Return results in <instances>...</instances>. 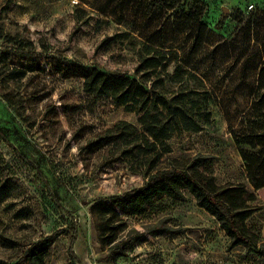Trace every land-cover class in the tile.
I'll list each match as a JSON object with an SVG mask.
<instances>
[{
    "label": "rangeland",
    "instance_id": "obj_1",
    "mask_svg": "<svg viewBox=\"0 0 264 264\" xmlns=\"http://www.w3.org/2000/svg\"><path fill=\"white\" fill-rule=\"evenodd\" d=\"M183 1L0 0V264L17 262L29 244L58 232L44 264L70 262L71 247L82 264H264L258 195L239 201L256 209L240 225L255 249L232 247L189 193L126 217L129 228L117 239L138 232L146 241L122 258H108L102 219L91 214L95 201L146 182L124 162H111L108 148L86 150L120 122L138 127L139 117L87 95L83 79L63 77L58 67L134 75L139 45L160 28L180 58L170 73L178 66L188 72L185 82L206 93L211 117L199 132L174 136L156 170L186 169L215 190L255 193L250 164L264 159V0H185L192 17L181 11ZM201 30L203 45L192 55ZM18 72L26 76L11 80ZM156 229L168 233L150 234Z\"/></svg>",
    "mask_w": 264,
    "mask_h": 264
},
{
    "label": "trees",
    "instance_id": "obj_2",
    "mask_svg": "<svg viewBox=\"0 0 264 264\" xmlns=\"http://www.w3.org/2000/svg\"><path fill=\"white\" fill-rule=\"evenodd\" d=\"M179 7L186 16L195 15L186 7L185 0L179 2ZM205 36V31H199L190 52L192 55L199 52ZM9 41L12 42V38ZM135 55L134 75L122 71L107 73L98 68L72 69L63 64L58 67L63 77L78 76L83 79L87 95L111 99L116 107L124 108L139 117L138 127L120 122L114 128L97 134L86 147L91 154L108 148L111 162H124L132 173L146 177L141 187L107 200H97L90 206L93 217L102 219L103 239L107 241L110 251L108 258L125 257L136 244L146 241L145 233L138 232L117 239L129 228L126 217L135 218L148 210L158 209L164 205V200L181 201L187 193L196 200L199 207L218 220L230 237L232 247L255 249L256 245L243 233L240 225L256 209L246 206L245 201H239L243 196H248V201H255L257 195L264 200V159L250 164H256L249 171L254 194L248 193L243 187L215 190L208 180L200 181L186 169L156 170L163 156L170 152L168 142L176 135L199 132L201 122H210L211 112L206 93L185 82L184 75H189L186 70L178 66L177 73H170V67L180 58L177 51L165 46L162 28L147 36ZM13 75L11 80L15 81L23 79L26 73ZM172 84L177 87L172 89ZM167 233L165 229L150 232L153 236ZM59 235L60 232L29 244L13 264H44ZM69 255L71 261L63 264H82L72 247Z\"/></svg>",
    "mask_w": 264,
    "mask_h": 264
},
{
    "label": "water",
    "instance_id": "obj_3",
    "mask_svg": "<svg viewBox=\"0 0 264 264\" xmlns=\"http://www.w3.org/2000/svg\"><path fill=\"white\" fill-rule=\"evenodd\" d=\"M223 11H224L225 14H227L229 10H228V8L223 7Z\"/></svg>",
    "mask_w": 264,
    "mask_h": 264
}]
</instances>
